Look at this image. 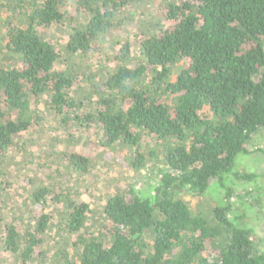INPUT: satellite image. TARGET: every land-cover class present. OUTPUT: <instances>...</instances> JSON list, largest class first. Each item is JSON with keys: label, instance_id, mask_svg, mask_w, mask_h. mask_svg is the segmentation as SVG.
Listing matches in <instances>:
<instances>
[{"label": "trees", "instance_id": "1", "mask_svg": "<svg viewBox=\"0 0 264 264\" xmlns=\"http://www.w3.org/2000/svg\"><path fill=\"white\" fill-rule=\"evenodd\" d=\"M152 1L0 0V264H264V173L233 172L238 154L264 158L247 145L264 129V0H156L163 14L122 40L123 20L145 17ZM49 28L63 31L61 45ZM109 38L115 65L84 77L91 109L77 112L74 59ZM45 114L94 121L95 144L122 146L153 182L114 187L95 221L77 192L92 159L52 142L43 154L61 171L13 190L33 164L24 138ZM62 173L72 186L58 185ZM245 181L257 184H236ZM206 193L220 203L211 222L182 198Z\"/></svg>", "mask_w": 264, "mask_h": 264}, {"label": "rangeland", "instance_id": "2", "mask_svg": "<svg viewBox=\"0 0 264 264\" xmlns=\"http://www.w3.org/2000/svg\"><path fill=\"white\" fill-rule=\"evenodd\" d=\"M129 10L130 9L127 8L126 11L124 10V13ZM142 10L147 13L145 17L140 18L138 16L136 21L131 22V24L128 20H123V31L121 33L122 36L120 37L122 40L129 36L135 30L134 28H137V22L143 20V23H151L153 15L163 14L162 10L157 6L156 0L152 1L150 5H146L144 8H142ZM42 31L45 33V36L51 38L57 46L61 45L65 40L62 34L63 31L61 29H57L56 31L52 28H49L43 29ZM130 36V39H133V36ZM115 50L117 49L115 47L114 40L109 38L97 48L96 53H91L88 58L84 59L83 62L78 63V61L74 59L75 68H73V70L78 77L75 84L76 93L73 94V97L77 100H82L85 104L83 105V108L77 110V112H83L91 109H89V99L87 97V95L90 93V88H88V84L84 82V77L89 74V71L95 70L97 66L108 67L109 69L113 68L115 63L109 57V55L115 52ZM41 104H43V102L39 105ZM42 117L43 121H41V124L36 127V130H33L27 137L24 138L25 140H29L28 145H23L22 141L19 142L20 146L23 145L22 148H29V151L33 152V164L30 166L28 171L24 172L17 180H13L15 177L11 179L13 183V190H17L20 192V194H22L24 193L25 189H29V185H27L28 180L41 177L42 179H45L44 181L47 183L48 180L46 177L49 172L53 174L55 169H59V171H61L59 164H50V160H47L46 155L43 154V152H46L47 148L51 146L52 142L54 143L53 149H57V151L58 149H66L70 152H80L90 156L92 159L94 164L90 168V174L83 177V181L80 187L77 189V192L81 201L87 202L91 208L96 210L97 214L95 216V221L96 218L100 216L102 199L105 197V195L111 194L114 187L123 188L126 186H131L135 187L137 190H143L146 185L150 186L153 182H150L151 178L148 176V174H144L145 172L143 169V171L140 170L135 172L129 167L126 150L122 146L116 147L113 150H107L103 148L101 149L95 144L98 141L99 135L101 136V134L100 131H98L97 125L94 121H90L85 127L76 126L75 122H72L70 125L69 122L65 125L60 124L59 118L51 114H45V116L43 115ZM67 126H69V129L66 132L65 128ZM73 126L74 128H71ZM68 134L71 135L68 136ZM146 141L147 143H150L148 138ZM247 145L250 150L254 149L255 147L264 148V129H258L252 135V139ZM260 156V153H252L249 155L238 154L234 160L233 172L258 174H260V172L264 173V158ZM16 157H18V155ZM55 157L56 160H59L57 155ZM41 163H45L44 165H47L46 168L36 167V164L40 165ZM58 178V185L61 187H64V185L68 183L70 186H72L75 180L73 176H67L63 173ZM259 178L260 179L257 180V183L262 185L264 188V178ZM257 183H255V181H245L237 182L236 184L242 185V188L247 189L249 186H255ZM55 189L58 190L57 187ZM182 198L189 202L194 209L196 208L195 211L206 217L209 222H211V218L209 216V207L212 206L214 202H216L215 204H220L218 203L219 201H216L212 194L208 193L198 200L185 195ZM16 202L21 201L18 199ZM262 206L264 210V201H262ZM29 213L35 217L40 215V211L37 210L36 206H31L27 211V214ZM46 241V245L51 243V240L46 239ZM37 251V248L34 249L35 253ZM3 254L4 253H0V258L3 257ZM49 254L50 252H47V256ZM12 262V258L7 256L5 263L12 264Z\"/></svg>", "mask_w": 264, "mask_h": 264}]
</instances>
